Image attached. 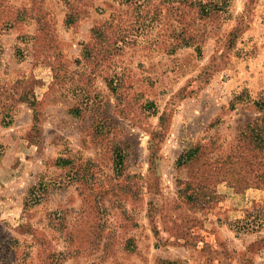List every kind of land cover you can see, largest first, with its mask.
I'll return each mask as SVG.
<instances>
[{
	"label": "rangeland",
	"instance_id": "rangeland-1",
	"mask_svg": "<svg viewBox=\"0 0 264 264\" xmlns=\"http://www.w3.org/2000/svg\"><path fill=\"white\" fill-rule=\"evenodd\" d=\"M256 103L264 0H0V264H264Z\"/></svg>",
	"mask_w": 264,
	"mask_h": 264
},
{
	"label": "trees",
	"instance_id": "trees-1",
	"mask_svg": "<svg viewBox=\"0 0 264 264\" xmlns=\"http://www.w3.org/2000/svg\"><path fill=\"white\" fill-rule=\"evenodd\" d=\"M257 105H259V109L262 110L264 109V103H256ZM189 185V184H188ZM188 190V188L186 189ZM189 192V191H188ZM186 193V191H185ZM184 198L189 201V202H200L198 201L201 197H200V194L198 193V189L196 190H193V189H190V192L189 194H186L184 196ZM262 224L264 223H260L258 225H253V227H256V226H261ZM249 228H252V225H249V224H244V225H241V227H239L237 230L238 231H249L250 229Z\"/></svg>",
	"mask_w": 264,
	"mask_h": 264
}]
</instances>
